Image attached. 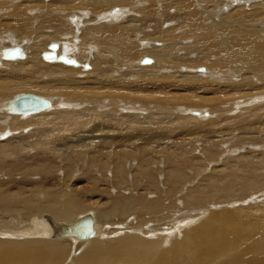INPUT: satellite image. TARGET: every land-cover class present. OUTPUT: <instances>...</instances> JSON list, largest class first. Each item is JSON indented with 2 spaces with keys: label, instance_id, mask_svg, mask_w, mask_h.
Wrapping results in <instances>:
<instances>
[{
  "label": "bare ground",
  "instance_id": "obj_1",
  "mask_svg": "<svg viewBox=\"0 0 264 264\" xmlns=\"http://www.w3.org/2000/svg\"><path fill=\"white\" fill-rule=\"evenodd\" d=\"M239 2L241 4L235 6ZM65 3H67V8L64 10L66 16L72 14L69 17L72 21L71 36L74 42H71V45L67 43L64 47L66 49L60 52L59 44L49 45L48 53L47 50L43 53L45 61L48 62L42 61L40 50L42 42L45 41L41 38L45 37L43 30L46 26L37 25L38 19L39 23L44 21L43 25H46L48 21L45 22V18L51 16L50 11L56 6L63 7ZM7 6H11L12 11ZM109 8L111 9L108 11ZM172 8L183 16L179 25H173V14L169 13ZM72 9L75 10V14ZM87 20L94 22L85 23L83 26ZM97 20H106V22ZM177 20L181 21L178 17ZM50 23L49 21L47 25L49 26ZM85 26L87 34L84 33V36L80 37L83 33L80 28L83 29ZM65 27L67 29V26ZM169 29L178 31L171 35L167 33ZM149 30L151 31L148 32ZM4 35H9L13 42L15 41L11 36L19 40L27 38L25 44L28 48L9 47L8 53L0 57L6 62L17 60L10 64H18L12 68L0 66V122H12L11 114L36 115H30V119L23 123L17 122L19 120L14 121L8 128L0 124V204L12 198L9 187L7 188L9 185L17 189V192L14 190L15 194L25 190L23 184L29 186L30 191L34 193H38L41 189L47 190L59 186L58 194H63L64 199L63 201L53 199L43 208L44 211L51 210L52 213L40 212L37 216L32 211L35 215V218L32 216L34 223L29 228H23L24 231L18 232L11 228L0 231L2 236L5 234L17 237L14 239L13 236L14 238L10 239V236L7 240L3 239L4 236L0 237V264H42L43 260L50 257L53 252L57 254L58 250L70 251L63 246L66 242L70 247L67 239L62 243L57 240L58 238L67 237L74 242L97 236V231L101 229L97 227V220L101 218L100 212L96 216L80 215L73 219V222L70 221L72 217L74 218L73 214L97 206L91 205L89 201L92 197L89 199V196L95 194L109 196L107 207L101 212L106 213L107 216L120 212L121 217L125 216L123 220L127 226L124 229L128 231L122 235L116 232V238L115 235L113 238H104L108 233L106 229L102 231V237L104 236L102 239L98 235L97 239H90L89 242L86 240L83 243L79 241L75 245L72 243L73 251L77 248L81 253L79 255L78 252L79 256L73 264H113L116 261H118L116 264H208V262L213 264L211 262L214 261L218 264H264V216L257 217L251 208L212 212L189 224L186 220L187 223L184 226L182 224L183 227L177 232L174 227L176 233H170L172 237L169 239L157 234L158 226L154 228L155 225L152 224V221L157 223V219L165 218L163 205L165 204L168 209L173 205L172 202L167 204L165 200L170 201L171 195L182 189L184 180L189 176L186 170L189 167L191 169L198 167L192 157H186L182 161H186L183 169L173 166L174 169L168 170L167 174L171 180L169 188L164 186L165 190H163V181L158 185L159 173L155 171L160 169L165 161L161 158L164 155L169 158L170 155L166 146L164 147L166 151H162L157 143L166 139L167 132L172 137L176 133L175 140L182 139V141L185 140V136L195 134L192 138L194 140L199 131L206 134L214 131L218 125L227 129L230 124L233 126L243 124L246 118L258 119L264 116V0H53V2L0 0V38ZM140 35L143 38H139ZM49 38L54 39L51 35ZM149 38L155 39V43L163 42L165 45H152L149 48L147 46L153 43L143 44ZM183 38L187 41L184 39V42ZM65 40L69 41L67 38ZM90 43L98 46L99 56H94L90 52L94 50ZM53 45L56 47L54 48ZM142 46L145 49H142ZM180 46L195 50L193 56H197L200 52L203 60H199V57L191 59L190 49V52L184 50V54L189 55L188 61L175 58V52ZM15 50L16 55L13 54ZM57 50L59 54L56 53ZM74 51H78L80 53L78 55L84 59L79 60V63L74 59L72 62L62 59L63 54L70 55ZM85 52L91 53L90 56ZM51 53L54 56L50 57ZM144 53H149L155 58L156 66L146 65L153 62L151 58H142V67L135 66V61ZM198 65H206L209 68L199 71ZM18 91L32 93L17 95ZM38 94L50 96L54 104L47 98L37 96ZM28 96L48 100L49 105L35 112L15 110L13 103L25 101ZM10 97L14 98L10 100ZM4 106L11 116L1 112ZM221 111L227 112H222L221 117H209L205 121L207 123H204L202 114L219 115ZM228 113L234 115L235 121L228 123L227 120L228 124H226L222 119L227 118L225 115ZM13 120L16 119L13 117ZM194 129L196 133H193ZM250 130L253 131L251 128ZM255 131L257 132L254 130L253 133H256ZM249 134L244 135L249 136ZM254 137L257 139L256 136ZM252 148L251 150L254 149ZM208 149L212 150L210 147ZM261 149L263 148L260 147V152ZM87 150H90L89 154L86 153ZM161 154L162 157L159 156ZM255 155L257 154L252 156ZM215 156L212 157L217 160ZM259 159L260 162L261 158ZM233 160L238 161L237 158ZM231 162L233 165L230 167L235 166L234 162ZM237 166L234 168L237 169ZM259 167L261 172H264L262 165ZM237 170V174L239 171L243 172L241 168ZM251 170H253L251 175L256 177L254 174L258 175L259 172H255L252 167ZM164 171L166 172L165 169ZM198 171L197 169L196 173ZM246 172H250L249 168ZM246 172L240 174L248 175L246 179H250L249 176L252 179L250 173ZM223 175L220 178L226 179V174L224 177ZM213 177V181L208 178L211 179L209 183H202L205 197L216 192L221 199L218 201H225L234 196L233 188L242 189L244 194L250 189L251 179L245 181V178H241L244 181L240 184L237 182L238 187L231 188V185L220 184L222 181L215 179L216 175ZM73 178L86 184L78 183L75 186L71 183ZM137 179L144 180L145 185L140 186L141 183L137 182ZM167 188L168 191L172 189L170 196L167 195ZM117 189L120 190L119 194L114 193ZM115 196L116 199L121 196L119 204L114 200ZM143 197H147L146 208L154 213L143 208L145 205L143 204L145 201L141 200ZM2 210L4 211L3 208ZM160 210H162L160 215L154 219L155 212ZM22 211H25L27 217V210ZM22 211L20 209L14 213L20 215L19 212ZM134 213L137 214L132 216ZM62 214L65 220L60 218L63 217ZM89 215L94 218L93 236L77 238L70 235L69 228ZM140 215L143 216L138 220ZM69 216L72 217L68 218ZM134 219L138 220L139 224H143L144 229H141V232L135 233L129 230L131 224L128 223ZM64 221L66 223H63ZM132 227L142 228L138 225ZM68 241L70 242V239ZM67 246L65 245L66 248ZM70 248L72 250V247ZM66 253L62 256L67 257L69 254ZM64 260L66 261V258Z\"/></svg>",
  "mask_w": 264,
  "mask_h": 264
},
{
  "label": "rangeland",
  "instance_id": "obj_2",
  "mask_svg": "<svg viewBox=\"0 0 264 264\" xmlns=\"http://www.w3.org/2000/svg\"><path fill=\"white\" fill-rule=\"evenodd\" d=\"M38 1H40V2H53V0H38ZM142 1H145V0H142ZM229 4H232V3H229ZM241 4V2H239V3H237V4H235V6L236 5H240ZM226 5V4H225ZM65 6V8H63ZM63 7L62 6H56V7H54L51 11H50V17H48V18H45V22H51L52 23V25H51V23L49 24V26L47 25V23H46V25H43L44 24V21H42L41 23H39V19H38V23H37V21H36V23H37V25H41V26H46L45 28L46 29H44L43 30V33H45V37H43V38H41L42 40H44L45 42H42V49L40 50L41 51V53H42V56H41V60L42 61H45V59H44V57H43V53H45V51L47 50V52L46 53H48V48H49V45L51 46L52 44H59L58 45V47H59V52L60 51H63L64 49H66V48H64L65 47V45L67 44V45H71L72 43L71 42H74L73 41V39H72V21H71V18L69 17L70 15H72V14H69V16H66V14H65V12H64V10L67 8L66 6H67V3H65V5H64ZM229 6V5H228ZM7 8H10L11 9V11H12V7L11 6H7ZM111 8H109L108 9V11L110 10ZM121 9H123V7L121 8ZM73 10V9H72ZM115 10V9H114ZM119 10H120V8H119ZM56 11H58V12H56ZM73 12H74V14H75V10H73ZM76 12H78V11H76ZM62 13H64V14H62ZM169 13L170 14H173V19H174V23H173V25H179L180 23H182V20H183V18H181V16H182V14L180 13V12H178L175 8H172L170 11H169ZM55 14V15H54ZM58 14V15H57ZM81 13H79V15H80ZM224 14V13H223ZM55 16H58V17H55ZM179 18V19H181V21L180 20H177V17ZM72 17V16H71ZM183 17V16H182ZM53 18H56V19H53ZM62 18V19H61ZM107 18V17H106ZM61 20H62V22H61ZM171 20V19H170ZM67 21V22H66ZM80 21V20H79ZM98 22H101V21H105L106 22V20H97ZM54 22V23H53ZM60 22V23H59ZM90 22H94V21H92V20H87L86 22H84L83 23V26L85 25V23L87 24H89ZM55 23H57V24H55ZM69 23V24H68ZM71 23V24H70ZM67 26V29H66V27L64 26V27H60V26ZM48 26V27H47ZM54 26V27H53ZM68 27H70V29L68 28ZM176 27V26H175ZM53 30H52V29ZM55 28V29H54ZM50 29H51V32H52V34H50L51 32H49L50 31ZM60 29H62L61 31H60ZM66 31V32H64V30ZM56 30V31H55ZM68 30V31H67ZM80 30L81 31H83V33L80 35V37L81 36H84V33L85 34H87V32H85V30H87L86 29V26H85V28H80ZM54 31H55V33H54ZM64 33H63V32ZM151 30H149L148 32H150ZM169 31V32H168ZM167 31V33H171V35L172 34H174L176 31H178L177 29L175 30V29H169ZM47 32H49V33H47ZM62 33V34H61ZM66 33H68L67 34V36H66ZM9 34V33H8ZM51 35V37L52 38H54V39H51L50 40V38L48 39V37ZM58 37H57V36ZM59 35H61V37L59 36ZM46 36H48L47 38H46ZM54 36V37H53ZM68 36H70V37H68ZM10 36L9 35H4L3 37H1L0 38V40L2 41V44L0 45V57H2V55L4 54H7L8 53V50H9V47H13V46H16V47H22V46H25V47H27L26 46V40H27V38H20V40H19V38H14V37H12L11 36V38L15 41V42H13V41H11V39L9 38ZM57 37V38H56ZM79 37V38H80ZM4 38V39H3ZM64 38V39H63ZM65 38H67V40H69V41H66L65 40ZM86 38V37H85ZM139 38H143L141 35H140V37ZM87 39V38H86ZM184 39L185 38H183L182 40L184 41ZM48 40V41H47ZM63 40H65V41H63ZM155 39H153V38H149V39H147V41H146V43H143L144 45H148L149 43H153V44H149L147 47H149V48H151L152 47V45H158V46H164L165 44L163 43V42H158V43H155V41H154ZM186 41H187V39H185ZM19 41V42H18ZM64 43H63V42ZM82 40H79V42H81ZM150 41H154V42H150ZM149 42V43H148ZM185 42V41H184ZM184 42H182V43H184ZM6 44V45H5ZM64 44V45H63ZM61 45V46H60ZM90 45L93 47V49L94 50H90V52L94 55V56H99L98 55V46H96V44H93V43H90ZM61 47V48H60ZM28 48V47H27ZM182 48V49H181ZM142 49H145L144 48V46H142ZM180 49V50H179ZM176 52H175V58H177V59H179L180 61H188V59H189V57H187V56H189V55H187V54H184L185 53V51L186 50H188L189 51V49H190V53H191V59H196V58H198L199 60H203V58L201 57V54H200V52L197 54V56H193V54H194V52H196L195 50H193L192 48H186V47H182V46H180V48H179ZM186 49V50H185ZM192 49V50H191ZM4 50V53H2V51ZM185 50V51H184ZM180 51V52H179ZM59 52H58V50H57V52L56 53H58L59 54ZM78 51H74L73 52V54H70V55H65L66 57H68L69 59H74L76 62H78L79 60L80 61H82L84 58H82L81 59V57L79 56L80 55V53L78 52ZM179 52V53H178ZM86 53V55H88V56H90L89 54H91V53H89V52H85ZM182 53H183V55H182ZM189 53V54H190ZM76 54V55H75ZM79 54V55H78ZM149 54V53H148ZM148 54H145L144 53V55H142V57H140L138 60H136L135 61V66H137V67H142L141 65V61L144 59V58H151L152 60H153V62L151 63V64H146L147 66H156V63H155V58L153 57V56H150V54L148 55ZM177 54V55H176ZM180 54V56H178ZM64 55V54H63ZM80 58H79V57ZM177 56V57H176ZM183 56H185L184 58H183ZM6 57V56H5ZM102 57H105L106 58V56H102ZM193 57H195V58H193ZM77 58H78V60H77ZM94 59H95V57H93ZM143 58V59H142ZM3 58H0V66H5V68H12L13 66H17L18 64H10V62H15V61H17V60H9V62H6V60H2ZM183 59V60H182ZM51 60H56V59H51ZM59 62H61V63H64V64H66V65H69V66H73V65H71V64H67V63H65V62H63V61H61V60H58ZM95 61V60H94ZM3 62V63H2ZM45 62H48L47 60L45 61ZM5 63H8L9 65H5ZM23 63V62H22ZM79 63V62H78ZM88 63V62H87ZM20 64V63H19ZM90 65H91V67H92V63L90 62L89 63ZM146 65H143V66H146ZM120 66V65H119ZM78 68H79V66H77ZM76 67V68H77ZM84 67V66H83ZM206 67H208V66H206V65H198V70L200 71H204L205 70V68ZM86 68V67H85ZM195 68H197V67H195ZM209 68V67H208ZM231 78H232V76H231ZM32 93V92H30V91H18L16 94L17 95H22L23 93ZM14 95V97H16L17 95ZM35 94H37V93H35ZM37 96H40V97H43V98H47L52 104H54V102H53V99L50 97V96H45V95H42V94H38ZM14 97H10L9 99L11 100V98L13 99ZM9 99H7V100H9ZM232 102H231V101ZM229 101L231 102V103H233V100L232 99H230ZM228 101V102H229ZM5 105V104H4ZM238 111L240 112L241 110H240V108L238 109ZM237 111V112H238ZM1 112H3L4 113V115H6V116H13L16 120H13V117H11L12 118V122L10 121L9 123L8 122H5V123H3V122H0V124L2 125V126H4L5 128L7 127H9V125H12V123L14 122V121H17V120H19V121H17V122H21V123H23V122H25V121H28L29 119H30V117L31 116H34V115H36V114H28V116H22V115H19L18 116V114H11V113H8L6 110H5V106H4V108L2 109V111ZM6 112L8 113V114H6ZM222 112H227V111H221L220 113H219V115L218 114H210V115H207V114H202V118H204L203 119V121H204V123H207V122H205V121H207L208 120V118L209 117H216V116H220L221 117V113ZM11 114V115H10ZM31 115V116H30ZM204 115H205V117H204ZM229 115V116H228ZM232 115L233 114H231L230 115V113H228V114H226L225 116L228 118H223L222 120H225V122H226V124H228V123H230V122H232V121H235V119H234V115H233V117H232ZM17 117V118H16ZM231 117V118H230ZM9 118V117H8ZM11 118H10V120H11ZM19 118V119H18ZM26 118V119H25ZM230 118V119H229ZM233 118V119H232ZM207 119V120H206ZM227 120H228V123H227ZM230 121V122H229ZM245 122H248L249 124H247V123H245V122H243V124L242 123H240V124H237V125H235L234 124V126L233 125H228V128H230L229 129V131H228V128L226 129L225 127L224 128H222L221 126L222 125H218V126H216V128H215V130L214 131H210L209 133H206L205 134V132H201V131H199L198 133H197V137L193 140L192 138H193V136L195 135V134H193V135H191V136H185V142L184 141H182V139H176L175 140V137H176V133L173 135V137L169 134V132H167V137H166V139L164 138V137H160V138H164L163 140H165V141H159V143H157L158 145V148L159 149H162V151H166V149H167V151H168V154L170 155L169 156V158H166V155H164L163 157H162V155L163 154H161V155H159L160 157H162L161 159H165V161H164V163L161 165V168L160 169H158L157 171H155V173L157 172V173H159L158 175V181H157V183H158V185H160V182L161 181H163L162 182V184H163V190H165L164 189V186L165 187H168L169 188V183L171 182V180L169 179V177H168V174H167V172H168V170H172V169H174L173 168V166H178V167H181L182 169L184 168V165H185V163H186V161L185 162H182L183 160H184V158H186V157H192L194 160H195V163H197L198 164V167H196L195 169H193L194 167H192V169H191V167H189L187 170H186V172L188 173V178L187 179H185L184 180V182L183 183H185V184H183V187H182V189L181 190H179L178 191V193H177V188L175 189V190H173L174 192L173 193H175V191H176V193L175 194H172V189H170L169 191H168V188H167V190L166 191H168V193H167V195H171V197L169 198L170 199V201L168 200H165L166 202H167V204H170V202H172V206H170L171 208H167L166 207V205L164 204H162L163 205V207L165 208V218H163V219H157V216H159L160 215V212L164 209H162V210H160L159 212H155V214H156V218H154V219H157V223H156V221H152L153 223V226H154V228L155 227H157L158 226V229H156V231H157V234L159 233V234H162L163 236H166L168 239L170 238V237H172L171 236V234L170 233H176L177 232V230L180 228H182L183 226H184V224L185 223H187L186 222V220L188 221V224L189 223H192L191 221H195L196 222V220L198 221V219H201V218H204L207 214H210V213H212V212H216V211H231V210H237V211H240V209L241 210H243L244 208H246V209H252V211H253V213H255L254 215H256L257 217H263L264 216V172L262 171L261 172V168L259 167V166H261L262 165V167L264 168V116L263 117H260V118H258V119H256V118H246L245 120H244ZM256 121H258V122H256ZM223 123H224V121H223ZM222 123V124H223ZM245 123V124H244ZM253 123V124H252ZM258 123V124H257ZM225 124V123H224ZM224 124H223V126H224ZM226 124H225V126H226ZM247 124V125H246ZM251 124V126H249ZM240 127H239V126ZM253 125V126H252ZM258 126V127H257ZM263 126V127H262ZM219 127V128H218ZM227 127V126H226ZM243 127V128H242ZM254 129H253V128ZM260 127H262L261 128V130H260ZM232 128V129H231ZM234 128V129H233ZM241 130H240V129ZM245 128V129H244ZM247 128H249L248 129V131H246L247 130ZM250 128L254 131V130H257V132L256 133H253V131H251L250 130ZM235 129H236V131H235ZM250 130V131H249ZM231 131H232V134H231ZM240 131H242V132H240ZM217 132H218V134H217ZM222 132H224L223 134H222ZM238 132V133H237ZM193 133H196L195 132V129L193 130ZM202 133V134H201ZM226 133V134H225ZM248 133H250L249 134V136L248 135H244V134H248ZM212 134V135H211ZM227 134H231L230 136L229 135H227ZM253 134V135H252ZM259 134V135H258ZM165 135V136H166ZM222 135H224V136H222ZM251 135V136H250ZM153 136H155V134L153 135ZM171 136V137H170ZM205 136H207V137H205ZM210 136H212V138L210 137ZM216 138H214V137ZM247 136V137H246ZM252 136L254 137V136H256L257 137V139L255 138V140H256V142H255V140H254V138H252ZM230 137H231V139H230ZM249 137H250V139H249ZM181 138V137H180ZM242 138H244V139H242ZM246 138H247V140H246ZM252 138V139H251ZM181 141V142H183V143H181L180 144V142L179 141ZM261 140V141H260ZM263 140V141H262ZM213 141V142H212ZM231 141V142H230ZM250 141V142H249ZM165 142H167L166 144H165ZM235 142V143H234ZM163 143V144H162ZM169 143H171V144H169ZM219 143V144H218ZM240 143H242L241 145H239ZM256 143V144H255ZM261 143V144H260ZM165 144V145H164ZM171 146V148H170V146ZM173 144V145H172ZM250 145V146H249ZM256 145V146H255ZM258 145V146H257ZM260 145V146H259ZM262 145V146H261ZM161 146H162V148H161ZM166 146V147H165ZM215 146V147H214ZM241 146H243V148L241 147ZM256 150V151H258V153L252 148V147ZM166 149H165V148ZM212 148V150L211 151H209V149L208 148ZM260 147L261 148H263V149H261L262 150V152H260ZM168 148H170V149H168ZM220 148V149H219ZM247 148V149H246ZM249 148V149H248ZM251 148L253 149V150H251ZM238 149V150H237ZM245 150V151H244ZM172 151V154H170V152ZM214 151V152H213ZM221 151V152H220ZM89 152H90V150H87V154H89ZM212 152V153H211ZM223 152V153H222ZM236 152V153H235ZM246 152V153H245ZM250 152V153H249ZM217 154V156H215L216 154ZM251 153H252V155L253 154H257V155H255V156H252L251 155ZM261 153V154H260ZM220 154V155H219ZM222 154H225L224 156L222 155ZM248 154H250V155H248ZM214 157L215 156V158L218 160V161H221L220 163L217 161V160H215L212 156ZM243 155V156H242ZM262 155V156H261ZM225 156H227V158H225ZM237 156V157H236ZM251 156H252V158H251ZM261 158V161L259 162L258 161V159H259V157ZM220 157H222V158H220ZM238 159V161L236 162V160H235V162H234V160L233 159ZM227 159H229V160H227ZM260 160V159H259ZM225 161V162H224ZM231 162V161H233L234 162V165L235 166H233V167H230V166H232L233 165V163L231 162V164H229V162ZM254 161L256 164L254 165V162L252 163V162ZM225 164H224V163ZM262 162V163H261ZM226 163H228L227 165H226ZM260 163V164H259ZM240 164H241V166H240ZM229 165V166H228ZM238 165V166H237ZM245 167H244V166ZM252 165V166H251ZM257 165H259V166H257ZM236 166H237V169H235L236 168ZM240 166V167H239ZM249 166H251L253 169H255L254 171L255 172H259V173H261L260 175H259V173H258V175L255 173L254 175L258 178H256V177H254V176H252L253 174H252V172H253V170H251V167H249ZM203 167V168H202ZM235 167V168H234ZM259 167V168H258ZM216 168V169H215ZM233 170H232V169ZM240 168L243 170V168H245L244 170H243V172H244V174H245V172L248 170V168H249V173H247V174H249V175H251L252 176V179H251V177L249 176V178L251 179V180H253V181H251L250 179H246L245 177H247L248 178V175H245L244 176V174H240V173H243L242 171H239L240 170ZM262 168V169H263ZM164 169L166 170V172L164 171ZM197 169L199 170L198 171V173H196L197 172ZM202 169V170H201ZM236 170L237 171H239V174H237V172H236ZM257 170V171H256ZM201 171V172H200ZM252 171V172H251ZM236 172V173H235ZM215 173V175L217 176V177H215V179H219V180H221L222 182L220 183V184H225V185H231V188H232V186L233 187H238V185L237 184H240L241 182H243L244 180L246 181V180H250L249 182H250V189H248L247 190V192L249 191V193H247L246 192V194H244L243 192H242V189H238V188H233V190H234V196L230 199V200H225V201H218V200H221L220 198H219V195H218V193H216V192H214L212 195H210V196H208V197H205V193L203 192V184H207V183H209L210 181H211V179H212V181H213V179H214V177L213 176H215V175H213ZM224 174L223 175V177L225 176V174H226V176L227 177H225L226 179H221L220 177L222 176V174ZM200 174H201V176H200ZM220 175L219 176V178H218V175ZM236 175H238L237 177H236ZM243 175V176H242ZM204 176V177H203ZM206 176V177H205ZM231 176V177H230ZM240 176H242L241 178H245L244 180H242L241 178H239ZM253 177L256 179L255 181H254V179H253ZM262 177V178H261ZM208 178H211V179H208ZM229 180H228V179ZM231 178V179H230ZM261 178V179H260ZM76 180V178H73L72 179V181H71V183L72 184H75V186H77L78 185V183H81L82 185L85 183V182H83V181H75ZM195 180V181H194ZM234 180V181H233ZM137 182H140L141 183V185L140 186H143V185H145L144 183H143V181L144 180H139V179H137L136 180ZM146 181H148V180H145V182ZM193 182V183H192ZM204 182V183H203ZM227 182H229L228 184H227ZM238 182V183H237ZM255 184H254V183ZM203 183V184H202ZM231 183V184H230ZM237 183V184H236ZM256 183H257V187H256ZM86 184V183H85ZM167 184V185H166ZM259 184V185H258ZM253 185V186H252ZM11 185H9V186H7V188H8V190L11 192V194H12V198H11V200H9L8 202H4V204H2V202H1V204H0V231H2V229H4V228H11V229H15L16 231H18V232H22V231H24V229L25 228H29L31 225H32V223H34V221H33V217L35 218V215H40V212H47V213H52V211L51 210H46V211H44V209L43 208H45V206H47L48 204H49V202L51 203L52 201H53V199L55 200H58V201H63V199H64V195L63 194H58L59 193V191H60V188H59V186H57V187H53L52 189H47V190H40L38 193H34L33 191H30V187L29 186H26V185H24L23 184V186H24V188H25V190L22 192V193H18V194H15L16 192H17V189H15V186H11ZM187 186V187H186ZM222 186V185H221ZM251 186H252V188H251ZM256 187V189H255V187ZM261 186V187H260ZM14 187V189H12ZM263 187V188H262ZM21 188H23V187H21ZM187 188V189H186ZM16 192H15V191ZM236 190V191H235ZM12 191H14V192H12ZM47 191V192H46ZM50 191V192H49ZM117 193H116V192ZM118 191H120V190H114V193L115 194H119V192ZM141 191V190H140ZM259 191V192H258ZM56 192V193H55ZM182 192V193H181ZM193 192V193H192ZM201 192V193H200ZM258 192V193H257ZM171 193V194H170ZM195 193V194H194ZM198 193V194H197ZM24 194H26V195H24ZM36 194V195H35ZM54 195V196H53ZM176 195V196H175ZM196 195V196H195ZM260 195V196H259ZM50 196V197H49ZM93 197V199H92V197ZM124 195H122V197H123ZM174 196V197H173ZM24 199H23V198ZM90 197H91V199H90ZM107 197H109L108 195L107 196H105V195H100V194H95V195H90L89 196V199L87 198V201L89 200L90 201V204L91 205H97V206H99V207H97V206H95V207H93V208H91V209H89V210H82V211H79V213L78 214H73L74 215V218L72 217V216H69L68 218H70V217H72V219L70 220V221H74L78 216H80V215H86V214H92L93 216H96L97 214H99V212H100V214H101V218L100 219H98L97 220V224H98V228H101L99 231H97V236L99 235V236H101L100 238L102 239L103 237H102V231L103 230H106L108 233H106L105 235V237L104 238H106V237H109V238H113L114 237V235H115V237L114 238H116V236H117V233L116 232H118L119 234L121 233V235L122 234H124L126 231H128V230H126V229H124V228H126V223H124V218H125V216H123V217H121L122 216V214L120 213V212H116L114 215H112V216H107V215H105L106 213H102L101 211L103 210V209H105V207H107L106 205H107ZM118 197H120L119 199H118ZM117 197V199H116V196L114 197V200L119 204L120 202H119V200L121 199V196H118ZM16 198V199H15ZM29 198V199H28ZM38 198V199H37ZM51 198V199H50ZM199 198V199H198ZM30 199H32V201L30 200ZM37 199V200H36ZM96 199V200H95ZM147 199V197H143L141 200L142 201H145ZM18 200V201H17ZM93 202H92V201ZM172 200V201H171ZM186 202H185V201ZM44 203H43V202ZM88 201V202H89ZM164 201V200H163ZM164 201V203H166ZM188 201V202H187ZM229 201V202H228ZM22 202H23V204H22ZM37 202V203H36ZM100 202V203H99ZM192 202H193V204H192ZM196 202V203H195ZM31 203V204H30ZM34 203H35V205H34ZM43 203V204H42ZM47 203V204H46ZM98 203V204H97ZM132 203V202H131ZM163 203V202H162ZM221 203V204H220ZM15 205V206H11V205ZM24 204H25V206H24ZM103 204V205H102ZM143 204H145V205H143V208L145 209L146 208V205H147V201H145ZM183 204V205H182ZM190 204V205H189ZM24 207L23 209H25V210H29L28 212L26 211V213H27V217H26V214H25V211H22L23 209H22V207ZM34 205V208L32 207ZM38 207H37V206ZM40 205V206H39ZM134 205V204H133ZM4 206H6V208H4ZM31 206V207H30ZM263 206V207H262ZM13 207V208H12ZM18 207H19V210H18ZM28 209H27V208ZM99 208V209H97V208ZM130 207V206H129ZM227 207V208H226ZM2 208L4 209V211L2 210ZM15 208V209H14ZM43 210H42V209ZM233 208V209H232ZM259 208V209H258ZM20 209H21V211L23 212V214H22V212H19L20 213V215L19 214H15V213H17L18 211H20ZM149 208L147 207L146 208V210H148ZM239 209V210H238ZM31 210V211H30ZM36 210H38L37 211V213H36ZM150 210V209H149ZM32 211H34L33 212V214L35 213V215H33L32 214ZM151 211V210H150ZM167 211V212H166ZM176 211V212H175ZM13 212V213H12ZM15 212V213H14ZM29 212H30V214H29ZM137 212V211H136ZM151 212H153L154 213V211H151ZM76 213H77V211H76ZM178 213V214H177ZM4 214H6V216L4 215ZM24 214H25V216H24ZM135 214H137V213H134V214H132V216L133 215H135ZM239 214H241V213H239ZM9 215V216H8ZM28 215L30 216V217H28ZM63 215V214H62ZM21 216H23V217H21ZM33 216V217H32ZM52 216V215H51ZM99 216V215H98ZM141 216H143V215H140L139 217H138V220H139V218L141 219ZM24 217H26V218H24ZM254 217V216H253ZM8 218V219H7ZM30 218V219H29ZM61 219H63V220H65L64 218V215H63V217L61 216L60 217ZM59 218V219H60ZM113 218V219H112ZM180 218V219H179ZM25 219H27V220H25ZM57 220H59L58 218H56ZM55 219V220H56ZM74 219V220H73ZM103 219V220H102ZM137 219V218H136ZM136 219H134V221H131L130 223H128V224H131L130 225V228H129V230L131 231V232H141V229H144L142 226H143V224L141 225V224H139L140 222L138 221V220H136ZM153 218H151V220H152ZM178 219L180 220V221H178ZM181 219H183V220H181ZM194 219V220H193ZM4 221V222H2V221ZM14 220H15V222H14ZM25 220V221H24ZM56 220V221H57ZM113 220V221H112ZM6 221V222H5ZM29 221H31V222H29ZM66 221H69V220H66ZM69 221V222H70ZM95 221H96V218H95ZM112 221V222H111ZM119 223H118V222ZM182 221V222H181ZM68 222V223H69ZM116 222V223H115ZM159 222V223H158ZM162 222V223H161ZM176 223V225H179V226H176L175 225V223ZM195 222L193 223V224H195ZM63 223H66L65 221L63 222ZM100 224V225H99ZM164 224H165V226H164ZM173 226H172V225ZM181 224V225H180ZM182 224H183V226H182ZM16 225V226H15ZM105 225V226H104ZM135 225H138L139 227H142V228H133L132 226H135ZM150 225H151V223H150ZM163 225V226H162ZM169 225H171V226H169ZM191 225V224H190ZM20 226V227H19ZM162 226V227H161ZM168 226H169V228H168ZM18 227V228H17ZM176 229H175V228ZM24 228V229H23ZM133 228V229H132ZM160 228V229H159ZM148 230H150L149 228H147ZM170 230V231H172V232H169L168 230ZM172 229V230H171ZM176 230V232H174L175 230ZM111 230H113V232L111 231ZM152 230V229H151ZM164 230V231H163ZM167 230V231H166ZM144 232V231H143ZM166 232H169V234H166ZM113 233H115V234H113ZM164 233V234H163ZM104 235V234H103ZM109 235V236H108ZM3 236L5 237V238H3V239H6L7 240V238L9 237L10 238V236H11V238L10 239H12V238H14V239H16L17 237L15 236V235H5V234H3ZM2 236V234L0 233V237H3ZM14 236V237H13ZM97 236H95V237H92V238H89V239H83L82 241L81 240H79V241H81L82 243L83 242H85L86 240V242H89L90 241V239L91 240H95V239H97ZM65 238V239H64ZM99 238V237H98ZM10 239H8V240H10ZM56 239V238H55ZM63 239V240H62ZM67 239V240H66ZM70 239V242L68 241ZM172 239V238H171ZM1 240V239H0ZM57 240H60L62 243H63V241H67V243H69L68 245H70V247H72V250H71V248L70 247H68L67 246V244H66V242L65 243H63V246H64V248L65 249H68V250H70L69 252L68 251H61V250H58L57 252V254L56 253H51L52 255L50 256V257H48V258H46V259H48V260H46V259H44L43 260V263L42 264H60L61 263V261H63L62 262V264H73L74 262H75V260L77 259V256H79L81 253L79 252V249H75L76 250V252H74L73 251V247L74 246H71L72 245V243H73V245H75V243H79V241H74L73 242V240L71 239V238H67V237H63V238H58ZM71 240H72V242H71ZM80 242V243H81ZM65 245L67 246V248L65 247ZM77 245V244H76ZM243 247V246H242ZM242 247H241V250H243L242 249ZM80 251H82V250H80ZM56 252V251H55ZM61 252V254H59ZM67 252V253H66ZM78 252H79V255H78ZM83 252V251H82ZM63 253H66V255H68L67 257L66 256H62L63 255ZM71 253H72V256H73V254H74V257H72L71 256ZM77 254V255H76ZM65 255V254H64ZM60 256H62V258H61V260H60ZM59 258V259H58ZM66 258V261L64 260ZM51 259V261H49ZM52 260H53V262H52ZM59 260V261H58ZM47 261V262H46ZM74 261V262H73ZM46 262V263H45ZM50 262H52V263H50ZM57 262V263H56ZM216 261H214V262H211V263H213V264H216L215 263ZM228 262H230V260H228ZM116 263H118V261H116V262H114L113 264H116ZM5 264H8V263H5ZM208 264H209V262H208ZM218 264V263H217Z\"/></svg>",
  "mask_w": 264,
  "mask_h": 264
},
{
  "label": "water",
  "instance_id": "obj_3",
  "mask_svg": "<svg viewBox=\"0 0 264 264\" xmlns=\"http://www.w3.org/2000/svg\"><path fill=\"white\" fill-rule=\"evenodd\" d=\"M53 47L55 48L56 45H53ZM14 55H16V50L15 52H13ZM50 57L54 56L53 53L49 54ZM63 60L66 61H73L72 59H69L68 57H66L65 55L62 56ZM26 100L24 101H16L13 103V105L15 106L14 109L21 111V112H35V111H39L45 107H47L49 105V101L45 100L43 98L40 97H36V96H28L27 98H25ZM17 104V105H15ZM94 218L89 215L84 217L81 221H79L78 223H76L74 226L69 228V233L70 235L77 237V238H87V237H91L94 234Z\"/></svg>",
  "mask_w": 264,
  "mask_h": 264
}]
</instances>
